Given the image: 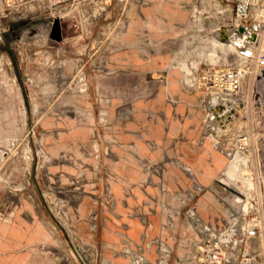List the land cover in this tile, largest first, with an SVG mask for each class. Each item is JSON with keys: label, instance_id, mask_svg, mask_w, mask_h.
I'll return each instance as SVG.
<instances>
[{"label": "rangeland", "instance_id": "obj_1", "mask_svg": "<svg viewBox=\"0 0 264 264\" xmlns=\"http://www.w3.org/2000/svg\"><path fill=\"white\" fill-rule=\"evenodd\" d=\"M141 1L128 4V12L141 8ZM180 1L173 5L159 1L156 5L169 11L163 31L154 36L159 40L158 50L165 47L172 54L174 68L170 72L176 71L184 80L196 75L207 63L227 66L236 62L237 54L231 48L217 47L212 51L218 40L216 28L230 22L229 7L224 18L221 9L226 5L220 7L219 0ZM112 2L107 8L56 9L39 0H0V230L8 231L7 226L12 223L35 230L32 235L41 239L19 249L33 255L31 264H130V258L124 255L126 245L121 243V230L113 224L120 226L130 215L149 214L150 219L151 215H158L166 235L155 237L165 239L177 253L187 251L179 245L178 236L166 227L167 212L182 206L178 191L193 185L189 175L188 186L174 187L169 180L170 173L177 177L182 165L165 166L163 179L157 176L155 184H151L145 181L148 170L143 163L124 162V169L141 171L144 176L122 196L111 192L121 173L109 156L114 160L116 154L124 151L125 125L134 122L125 121L118 110L128 107L131 102L127 92L136 89L128 81L142 76L136 63L142 46L136 34L141 28L140 20L134 22V35L129 37V56L135 68L123 67L119 58L122 54L96 51L93 47L98 29L108 23L104 17L123 9L117 0ZM55 17L61 21L60 41L51 36ZM156 24L151 22L150 27L155 29ZM121 38L116 39L117 48ZM119 86L121 90H115ZM255 88L264 92V75L255 82ZM108 89L113 90L112 97ZM252 89L246 84L243 94L234 99L233 108L240 110L234 124L247 129L261 127L259 135L264 136V114L256 112L259 109L251 98ZM81 132H86L83 138ZM206 152L210 158L189 165L198 181L206 184L212 177H223L241 190L245 185L240 184L241 177L231 176L236 170L231 156H223L215 149ZM221 157L224 162L219 168L217 161ZM152 166L160 169L157 164ZM250 167L243 166L240 175H250ZM218 194L203 192L194 202L206 221L201 214L206 197L217 209L215 217L225 212ZM229 197L230 194L225 196L227 202L239 205L238 198L230 201ZM122 200L129 202L124 211ZM88 201L90 210L85 213ZM116 204L123 220L114 219ZM186 215L181 210L175 216L177 230L179 236L186 230L193 237L196 234L181 225ZM105 233L115 234V239H108ZM2 236L0 233V240Z\"/></svg>", "mask_w": 264, "mask_h": 264}, {"label": "built area", "instance_id": "obj_2", "mask_svg": "<svg viewBox=\"0 0 264 264\" xmlns=\"http://www.w3.org/2000/svg\"><path fill=\"white\" fill-rule=\"evenodd\" d=\"M39 1L47 2L56 9L61 6L107 8L113 5L112 0ZM117 1L123 9L111 17H104L108 23L98 29V38L93 44L96 51L109 53L114 51L117 46L116 39L122 37L129 26L127 5L138 0ZM218 4L220 7L226 5L221 9L224 18L227 16L226 7H229L232 15L230 22L219 24L216 28L214 33L217 38L224 30L234 31L243 36L244 33L240 31L242 27H253L257 38L245 41L244 45H237L234 49L238 58L236 62L227 66L207 63L196 75L184 78L183 88L204 92L202 105L208 111L205 121L208 136L215 145L225 148L231 156V161L238 162L242 170L243 166L247 168L252 165L250 175L241 177L240 184H245L241 190L224 183L223 177L217 178L216 184L220 186L221 194L216 193L222 200L225 212L214 222H209L200 216L194 202L199 194L209 191L210 188L198 181L191 166L177 160L190 176L193 185L191 188L178 191L182 206L180 209L174 207L167 212L166 227L178 236L179 245L187 251L183 254L177 253L165 239L161 237L148 239L145 234L142 241L132 247L129 235L121 230L119 235L126 245L124 255L130 258V264H264V136L259 135L261 127L247 129L240 125L236 126L234 123L240 117V110L233 108L234 99L240 97L246 84H249L253 87L251 98L254 99V106L259 109L256 112L264 114V101L258 99L260 92L255 88V82L264 75V0H219ZM56 19L55 17L53 20ZM257 23L261 25L262 34L255 28ZM213 99L217 101L215 106L210 103ZM217 109L220 111V120L215 117ZM225 118L228 122L223 126L221 121ZM159 167L160 169L155 170L152 165H146L149 175L146 182L155 184L153 174L162 176L163 167ZM233 189L240 192L244 198L238 206H233L225 200L229 191L236 194ZM161 191H165L163 185ZM183 192H186V196ZM165 207L170 209L169 204ZM181 210H185L187 214L181 225L193 231V234H196L193 237H190L186 230L179 236L175 216L180 215ZM140 217L145 224H150L148 218L142 215ZM152 251L157 254L154 261L149 258ZM88 259L86 257L87 261Z\"/></svg>", "mask_w": 264, "mask_h": 264}, {"label": "crops", "instance_id": "obj_3", "mask_svg": "<svg viewBox=\"0 0 264 264\" xmlns=\"http://www.w3.org/2000/svg\"><path fill=\"white\" fill-rule=\"evenodd\" d=\"M159 1L173 5L179 3L180 0H142V7L138 9L139 11L132 8L129 12L128 29L122 36L118 48L116 47L112 52L113 54H122L119 58L124 64L123 67L135 68L129 56V52L132 51V42L129 37L131 38L134 35V32L132 33L134 22L140 20L142 22L141 28L136 30V34L139 35L138 41L142 43V46L139 51L140 58L136 60V63H138L142 76L128 81L136 89L133 88L129 93L127 92L128 101L131 102L128 107L118 110V114L122 115L125 121L134 122L133 124L127 123L125 125L126 144L123 146L124 151L120 154L115 153L116 158L114 160V157L109 156L113 162L117 163L121 173L120 181L115 182V188L111 190L118 196L129 192L130 185L138 182L144 176L141 171L124 169L122 167L124 162L143 163L144 166L154 164L162 166L164 170L162 176L153 174V179L157 181V176L161 180L163 179L164 172L167 169L165 166L177 164V160H181L191 166L196 165L200 160L210 158V155L206 152L209 149H215L230 156L229 152H225L227 150H223L225 148L215 145L212 138L207 134L205 121L208 111L202 105L205 94L184 90L183 79L178 76L176 71L170 72L174 68L172 54L169 50H165V47L158 50L157 43L159 40L155 39L154 34L163 31L161 30L163 22L168 20L165 14L169 12L160 6H156ZM131 4L133 5V2ZM154 21L157 24L156 28L152 29L150 23ZM115 63H117V60H115ZM127 73L129 74V71ZM150 74L153 76H148ZM118 89L119 91L121 90L120 86L118 88L115 87V90ZM108 93L112 97L113 90L108 89ZM119 96L124 99L122 94ZM81 134L83 138L86 132H81ZM170 175L169 180L173 181L174 187L179 184L188 186L189 178L185 170H179V173H176V178L171 173ZM148 176L146 172V177L148 178ZM217 178V176L212 177L206 184H203L210 188L207 192H221L220 186L216 184ZM133 192H136V190L134 189ZM144 192H148V190ZM204 199L203 216L207 221L214 222L220 217L218 215L214 216V212L217 209L211 205L209 198L206 197ZM121 203L124 211L127 209L129 202L128 200H122ZM90 205L91 202L88 201L85 213L89 212ZM117 207L118 204L115 205L116 211L114 212L116 213L114 214V219L123 220V215ZM143 216L148 218L150 221L149 225L145 224L140 216L131 215L125 217V221H122L120 226L116 222L113 224L116 228L118 226L120 230L125 231L134 244L141 242L144 234L148 239L166 235L162 230L161 220L158 215H151V219L149 214H144ZM104 225L108 226L107 221L104 222ZM31 229L30 226L14 225L13 228L3 233L1 240L3 242H0V264L31 263L33 255L19 250L23 245L41 239L40 236L32 235L35 230ZM105 235H107L108 239H115V234L113 233H105ZM13 240L14 242H12ZM121 243L124 244L122 239ZM8 246H14L19 251L12 252V249ZM149 258L153 261L156 260V252L149 255Z\"/></svg>", "mask_w": 264, "mask_h": 264}, {"label": "bare ground", "instance_id": "obj_4", "mask_svg": "<svg viewBox=\"0 0 264 264\" xmlns=\"http://www.w3.org/2000/svg\"><path fill=\"white\" fill-rule=\"evenodd\" d=\"M227 9H228V7H227ZM260 24H256V29H258V31L257 32H259L260 34H262V32H261V30H260ZM251 28H253V27H249V29L251 30ZM225 32H226V35H225V40H217L215 43H214V46H213V48H212V51H216L215 49H217V47L219 48H231V49H236V47H237V45L241 42V37L239 38V36L236 34V33H234V31H229V32H227V30H225ZM249 34H245V38L246 39H248L249 38V36H248ZM256 38V37H255ZM254 38V39H255ZM2 56V55H1ZM2 58H3V56H2ZM236 103V102H235ZM233 106H235V105H233ZM236 115H234V117H235ZM243 116V115H242ZM241 116V117H242ZM245 117V116H244ZM246 121V120H245ZM241 122V121H240ZM12 140V139H11ZM223 150H226V149H223ZM225 152H227V151H225ZM228 153V152H227ZM221 154H223V156H225V154L224 153H222L221 152ZM25 156V155H24ZM29 158V157H28ZM31 158V157H30ZM223 162H224V160H223V158L221 157V158H219L218 159V161H217V163L219 164V168L221 167V165L223 164ZM234 169H236L235 171H233L232 172V178H234V179H237V178H239V177H245V176H242V175H240V172L242 171V166L238 163V162H234ZM126 169V168H125ZM134 171V170H133ZM224 183H226V184H228V185H231V182L230 181H228V180H222ZM231 186H233V185H231ZM240 187H241V185H239ZM234 187V186H233ZM236 188V187H235ZM229 194H230V196H231V198L229 197V200L230 201H235V199L236 198H238L239 196H237L236 194H234L233 192H230L229 191ZM213 199V196H212V198H211V200ZM232 205L233 204H235V203H233V202H230ZM205 205V200H203V202H202V205H201V211H202V207ZM201 214L203 215L204 213H203V211L201 212ZM206 216V215H205ZM14 225H16V223L14 224V223H12V225H9V226H7V229L9 230V229H11V228H13V226ZM16 227V226H15ZM139 231V230H138ZM5 232H7V231H4V230H0V233H5ZM13 232H15L14 230H13ZM9 235H12V234H9ZM16 235V234H15ZM17 237V236H16ZM1 240H2V238H1ZM0 240V242H3V241H1ZM12 242H14V240L12 241ZM4 244V243H3ZM1 247V246H0ZM9 248H11L12 249V252H18L17 250H15V247L14 246H8ZM8 251V250H7ZM10 251V250H9ZM9 254V253H8ZM10 257H11V255H10ZM16 257V256H15ZM5 258V257H4ZM6 259V258H5ZM7 260V259H6ZM10 260V259H9ZM18 260V259H17ZM46 261V260H45ZM48 262V261H47ZM17 263V262H16ZM30 263V262H29ZM31 264V263H30ZM44 264V263H43Z\"/></svg>", "mask_w": 264, "mask_h": 264}, {"label": "water", "instance_id": "obj_5", "mask_svg": "<svg viewBox=\"0 0 264 264\" xmlns=\"http://www.w3.org/2000/svg\"><path fill=\"white\" fill-rule=\"evenodd\" d=\"M55 23L56 24H55V26H54V28L52 30L51 36H52V38L57 39V40L60 41V40L63 39L62 31H61V21L59 19H56ZM255 28H256V25H255ZM240 31L243 32L244 35L240 36L239 34L236 33L239 36V38L241 37V39H242L241 42L238 45H244L245 41L252 40V39H254L257 36L256 33L253 31V28H251V30H250L249 27L248 28L242 27V28H240ZM245 34H249L248 35L249 36L248 39H246L244 37ZM225 35H226V32L224 30L221 34L218 35V38L220 40H225L226 39ZM258 99H261L262 101H264V92L259 94ZM216 102H217L216 99H213V100H211L210 103H211L212 106H215ZM216 111H218V109ZM219 113H220V111L215 112V117L218 118V120H220V114ZM227 122H228V119L225 118L223 121H221V124L223 126H225ZM233 191L239 196L238 197V204L242 203L244 201L243 195L240 192H238V191H236L234 189H233Z\"/></svg>", "mask_w": 264, "mask_h": 264}]
</instances>
